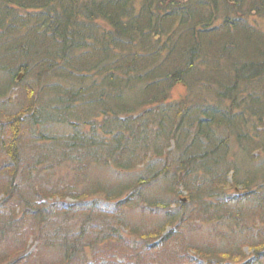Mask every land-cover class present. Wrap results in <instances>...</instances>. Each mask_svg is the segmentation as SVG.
Returning <instances> with one entry per match:
<instances>
[{
	"label": "trees",
	"instance_id": "16d2710c",
	"mask_svg": "<svg viewBox=\"0 0 264 264\" xmlns=\"http://www.w3.org/2000/svg\"><path fill=\"white\" fill-rule=\"evenodd\" d=\"M263 21L264 0H0V264H264Z\"/></svg>",
	"mask_w": 264,
	"mask_h": 264
},
{
	"label": "rangeland",
	"instance_id": "374dc122",
	"mask_svg": "<svg viewBox=\"0 0 264 264\" xmlns=\"http://www.w3.org/2000/svg\"><path fill=\"white\" fill-rule=\"evenodd\" d=\"M262 23H264V21L262 22ZM100 25L101 26H106V24L102 21L101 23H100ZM19 81V80H18ZM190 93V91L185 87V85H183V84H181V83H178V84H176L171 90H170V92H169V97H168V101H171L172 103H175V102H180L183 98H185V97H187V95ZM211 92H209L208 91V94H209V97H210V99H212V96H211V94H210ZM205 95H206V90L204 89L203 90V96L205 97ZM197 96V95H196ZM203 99V98H202ZM225 131H227V133H230V136L232 137H229L228 139L230 140L229 141V145L228 144H226V145H228L227 146V148L228 149H230V153H229V155H230V157H232V159H233V161H232V163H234L235 162V156L234 155H238V154H240L241 152L240 151H242V149H241V146H242V144L241 143H243V141H246V139H241V140H238V139H235V140H237V143L235 142V140H234V137H233V135H231L232 134V132L230 131V130H228L227 128H225L224 129ZM86 131H87V128H86ZM241 133H243V132H241ZM241 133H238V134H241ZM116 134V133H115ZM104 136H106L107 137V141H109V143H112V141H114L115 142V138H116V135H114V134H106L105 133V131H104ZM117 139V138H116ZM122 144V143H121ZM174 144V143H173ZM193 151H197V149L194 147L193 149H192ZM198 152V151H197ZM255 155L257 156V155H259V152H257V151H255ZM152 158V157H151ZM238 159L240 160V157H238ZM151 166V165H150ZM149 166V167H150ZM146 165H144V167L142 168V169H144V172H146L145 171V169H146ZM24 172V170L23 171H21L19 174H21V173H23ZM147 173V172H146ZM198 175H200V174H198ZM70 178H74L72 175L71 176H69ZM199 177V176H198ZM258 177H260L258 180H257V182L251 187L252 189L251 190H254V189H257V187L259 186H261V185H263L264 184V175H262V173L261 174H257V176H256V179L258 178ZM229 180H230V182H232L233 181V175H231L230 176V178H229ZM64 187V186H63ZM240 189H241V187H239ZM51 189V191L52 192H54V191H56L57 190V188L56 187H51L50 188ZM154 191H155V196L156 197H159L160 196V188L159 187H156V188H152ZM233 189H236V190H238L239 191V189L238 188H233ZM146 190H147V192H149L150 193V190L149 189H147L146 188ZM100 196H103V195H100ZM100 196L99 197H97V199H101V200H104V199H102V198H100ZM3 198V196H0V200ZM182 199H185V198H188L189 199V196L187 195V192L185 191V190H182V197H181ZM67 201H69V200H72V198H67L66 199ZM107 204V203H106ZM110 206H112V203L110 204ZM10 212H12V213H17V214H20L21 213V211L20 210H13V211H11V209L9 210ZM105 214H109V212H105ZM143 221L147 224V225H151V220H150V214L147 212V214H146V221H145V216H144V218H143ZM260 223V220L258 219V224ZM24 226V225H23ZM191 226H192V224L190 225V228H191ZM193 226H194V224H193ZM259 226H261V225H259ZM183 227V226H182ZM189 227V226H188ZM187 227V228H188ZM194 227H196V231L194 232V233H192L191 231H188L187 232V235H189V236H191V241H193V240H198V241H204V238H203V235L205 236V237H207V235L205 234L206 233V231H204V230H201V228L203 227L204 229L205 228H207V227H209V225L207 224V223H205L204 221H196V223H195V226ZM184 228L185 227H183V230H184ZM24 229H26V226L24 227ZM168 230H170L169 228H168ZM124 233H126L127 232V229L125 228V230L123 231ZM180 238H182V239H185V237H184V235H181V237H179V239ZM108 243H109V241H108ZM112 248H113V251H120V249L121 250H123V246H119V245H117V242H115L114 244H111L110 245ZM34 248H32V250H33ZM244 253L246 254V256L248 257L247 259H248V261H250V260H252V259H254L255 257H254V251H252V250H250L249 249V247L248 246H244ZM255 260V259H254ZM122 262L121 263H119L120 261H118L117 263H119V264H122L123 262H128L127 264H133V262H131V260H129V259H127V260H121ZM233 262H236V263H238L239 262V259H234V261ZM138 262H136V264H137ZM199 264H208V263H204V262H201V263H199ZM232 264H234V263H232Z\"/></svg>",
	"mask_w": 264,
	"mask_h": 264
},
{
	"label": "water",
	"instance_id": "95a60500",
	"mask_svg": "<svg viewBox=\"0 0 264 264\" xmlns=\"http://www.w3.org/2000/svg\"><path fill=\"white\" fill-rule=\"evenodd\" d=\"M23 77V74H20L19 77H18V80H21Z\"/></svg>",
	"mask_w": 264,
	"mask_h": 264
}]
</instances>
